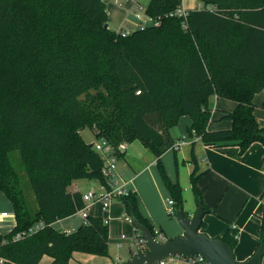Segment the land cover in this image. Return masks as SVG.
<instances>
[{"label":"trees","instance_id":"obj_1","mask_svg":"<svg viewBox=\"0 0 264 264\" xmlns=\"http://www.w3.org/2000/svg\"><path fill=\"white\" fill-rule=\"evenodd\" d=\"M199 1L203 8L178 17L172 13L182 0H150L146 14L159 25L123 35L109 28L104 0H0V191L16 217L15 227L0 233V264L109 256L103 218L90 216L70 233L53 226L85 206L73 182L105 183L103 159L83 139L85 128L116 150L137 140L151 150L176 215L184 211L183 190L168 178L161 157L174 145L172 130L183 116L192 121L189 135L208 147L238 145L244 154L264 144L253 103L264 91V0ZM211 96L236 103L221 118L229 129L209 131ZM16 151L35 210L11 158ZM191 178L206 211L200 176ZM120 201L136 227L155 234L135 191ZM21 233L26 236L16 239ZM221 239L233 249L237 244L229 232Z\"/></svg>","mask_w":264,"mask_h":264},{"label":"crops","instance_id":"obj_2","mask_svg":"<svg viewBox=\"0 0 264 264\" xmlns=\"http://www.w3.org/2000/svg\"><path fill=\"white\" fill-rule=\"evenodd\" d=\"M104 1L107 4L109 15L108 26L111 30L117 29H112L111 25H113V27L119 25L120 28H126H122L123 30L121 31L133 32L150 21L149 17H146V15L143 16L144 22L136 18L139 12V3L147 7L150 0H147L145 3L144 0H137L138 3L121 0L122 2L120 5L115 4V0ZM181 7L187 11H192L203 8V5L199 0H182ZM216 98L219 99L218 97ZM263 98L264 91L254 97L253 103L255 104V115L260 126L264 128V111H257L258 106L262 102L264 106ZM236 106V103L233 102L232 105L229 106L230 110H217L218 112L212 115V120L208 126L209 131L229 129L231 127V122L222 120L221 118L225 112L233 111ZM191 125V119L187 116H183L179 124L173 128L172 135L175 138L174 143L182 139L186 140L185 143L178 150L174 148L169 149L163 154L161 159L165 161L168 158V154L172 152L173 155L177 157L178 153L179 162H183V165L185 163L187 164L184 173L192 177L196 172V176H200L198 187L202 194L204 206L207 209L203 217L204 226L200 229V232L212 238H221L228 232L231 236L238 235L234 254L237 261H246L259 247L261 231L264 233V202L262 201L264 192V144L259 142L252 144L244 154L240 153V147L238 145L208 147L199 137L189 135ZM192 140L193 142H191ZM133 146L134 142L123 145L121 152L124 155L120 157V167L126 171L129 187L132 191L137 193L139 200V182L142 177L155 169L156 158L153 159L149 156V167L140 166L137 161H128L125 155ZM146 153L145 151V154ZM146 156H148V154H146ZM148 168H150V170ZM173 182L179 184V177L177 176L174 178ZM75 190L81 191L79 188H75ZM81 192L84 193L85 191ZM168 196H170L169 192ZM167 199L169 198H165L162 202L156 201V199L155 201H151L147 209L142 206L141 213L150 221L154 228L160 229L167 239L170 240L184 235L185 231L178 220L167 217ZM113 205L114 203L112 206ZM94 207L98 208L97 212L93 210ZM198 207L200 206L197 203V208ZM111 208L109 211L104 212L99 203H94L90 205L88 211L90 216L101 217L103 219L107 218L109 220L110 242L112 239H115L117 241V246L120 243L124 246L125 242H127L131 236L124 233L118 236L112 234L110 227L114 219V213ZM0 212L9 213L7 217H0V233L7 234L15 227L16 217L13 203L3 195L0 197ZM194 215L195 212L193 211H190L188 214V216ZM83 223V219L78 214H75L69 218L57 221L53 226L59 231L68 232L76 230ZM114 223L116 224L117 222L114 221ZM128 224L131 225L130 222ZM233 226H235V228ZM123 235H126L127 238L122 239ZM123 246L118 248L122 249ZM78 255L79 254L76 253L73 260H75ZM132 257L133 249L131 248L130 255L126 257L124 261H129ZM86 259L90 260L88 258ZM117 259L118 262H121L120 257ZM95 260L97 259H92L90 261ZM97 262L100 261L97 260ZM40 263L51 264L52 258L45 256ZM164 264L192 263L188 259L175 256L165 260Z\"/></svg>","mask_w":264,"mask_h":264},{"label":"rangeland","instance_id":"obj_3","mask_svg":"<svg viewBox=\"0 0 264 264\" xmlns=\"http://www.w3.org/2000/svg\"><path fill=\"white\" fill-rule=\"evenodd\" d=\"M146 1L147 0H144V3ZM143 6H145V5H143ZM111 26H112L111 27L112 29L117 28V29H113V31L115 30V32H118V33L121 32V30H123L125 28V27H122L123 28L122 29V28H120L119 25H115L114 27H113V25H111ZM259 94L260 93H257L255 96H257ZM263 100H264V98H263ZM233 102L234 101H232L230 99H226V98L217 99L216 96H211V98L209 99L208 107H209L210 111L212 112V115H215L218 112L217 110H230L229 106L232 105ZM259 110L264 111L263 102L258 106L257 111H259ZM176 129H178V128H176ZM81 134H82L83 139L87 143H95L97 141L96 136L94 135L93 131L90 128H85ZM191 142H193V140ZM145 151L147 152L146 154H148V156H146ZM149 156L153 159L156 158L154 153L151 150H149L148 148H146L142 144V142L136 141V142H134L133 148L131 147V149L128 150L127 154L125 155V158L130 162L137 161V163L140 166L147 167L148 165H150L149 164L150 163V157ZM11 158H12V161H13L15 168L20 173L22 184H23L24 191H25V195H26V198L29 202V205H30L32 210H35L36 209L35 196H34L32 188H31V185H30V183H29V181L25 175L23 163L21 161L19 152H17V151L13 152L11 155ZM161 161L164 165V168H165V171H166L168 178L172 182L174 181V178H176L177 176L179 177V185L183 190L182 191V198H183L184 212L187 214H189L190 211L191 212L193 211L196 213L198 211L199 207L197 208L198 202H197L194 190H193L192 178L190 175L188 176L187 174L184 173V170H185V167L187 166V164L185 163L183 165V162H181V161L179 162L178 153H177V157H175L173 155V152L168 154V158L165 161L163 159H161ZM119 165L121 166V161L119 162ZM148 169L150 170V168H148ZM155 169L151 170L152 172L147 173L146 174L147 176L145 175L146 177L145 176L142 177L140 182H139L140 197H139L138 206H139L140 211L142 210V206H144L147 209L149 203L151 201H155V199H156V201L162 202L163 200H165V198H171V194L167 190V188L164 184V181L162 180V178L160 176L157 165H156ZM153 172H154L156 177L154 176ZM98 184H99V182H97L95 180L83 179L82 181L73 182V184L70 188H71V190H73L75 188H79L81 191L86 192V191L90 190L91 188H95L96 186H98ZM166 191L169 192L170 196H168V192H166ZM2 195L5 196L6 198H8L4 192L0 191V197ZM111 209L114 213V219L111 222V227H110L112 230V234L114 236H118V235H121L124 233V234H128L129 236H131V238L127 242H125L122 249L118 248L117 241L115 239L114 240L112 239L110 242L109 256H95V255L86 254V253H78L79 255L76 257L75 260L72 261V264H124L125 262H127V261H124V260H126L125 258L130 255V249L131 248L134 249V242H135L134 241L135 240L134 227H135V225L133 223H131V225L128 224L129 222L125 219L124 215L129 216L130 218H132V216H130L129 214H127L124 211V204L122 201L114 202V205L112 206ZM93 210L95 212H97L98 208L94 207ZM166 215H167V217H169L171 219L177 220L176 215H173V216H169L168 214H166ZM122 216H123V218H122ZM114 221H116L117 223L115 224ZM137 248H138V250L140 249L139 247H137ZM118 257H120L121 262L120 261L118 262V259H117ZM86 258H88L90 260L97 259L100 262H97V260L90 261V260H87ZM42 263H40V264H42Z\"/></svg>","mask_w":264,"mask_h":264},{"label":"built area","instance_id":"obj_4","mask_svg":"<svg viewBox=\"0 0 264 264\" xmlns=\"http://www.w3.org/2000/svg\"><path fill=\"white\" fill-rule=\"evenodd\" d=\"M126 2H133L138 3L137 0H125ZM121 0H115L114 3L117 5L121 4ZM139 12L136 15V18L139 21L144 22L143 16L146 15V7L139 3ZM187 10L183 9L181 6L172 13V16H178V17H186L188 15ZM149 17V16H148ZM150 21L148 23L143 24L140 26V30H143L146 26H158L159 21L154 20L151 17H149ZM184 28L187 27L186 23H184ZM138 29V30H139ZM123 35L130 34V31H121ZM140 93V92H138ZM185 139L179 140L172 148L178 150L184 143ZM94 150L100 154V156L103 159L104 165L102 168V175L105 178V183H100L95 188H91L90 190L82 193V198L84 201V207L79 210L76 214H78L84 221V223H87L90 215H89V207L91 204L99 203L101 205V208L104 212L109 211L112 204L115 201H120V199L124 196H127L129 193L132 192L131 188L129 187V181L127 179V173L126 171L120 167L119 162L120 158L117 155V151H122L123 145H120L118 150H116L112 144H110L106 139L101 138L97 139V141L93 144ZM167 214L169 216L176 215L175 210V202L172 198L167 199ZM9 215L8 212H0V217H7ZM125 219L129 221L130 223H133V219L129 216L124 215ZM104 224H109V220L106 218L104 219ZM44 226L43 223H40L36 225L34 228L30 230V232H34L39 230ZM235 228V226H233ZM155 234L154 237L160 241L166 242L168 241L167 237L160 231L158 228H154ZM72 231H68L70 233ZM135 232V242H134V249H133V256H138L140 254H143L148 251L146 240L142 234V231L138 227H134ZM26 236V233L18 234L16 239H21ZM235 239H238V235L234 236ZM127 236L123 235L122 239H126ZM123 244H118V247H122ZM136 246V247H135ZM139 247L140 249L138 250ZM191 261L192 264H207L206 260L202 257L196 258V259H188ZM157 263L164 264L165 260H161Z\"/></svg>","mask_w":264,"mask_h":264},{"label":"water","instance_id":"obj_5","mask_svg":"<svg viewBox=\"0 0 264 264\" xmlns=\"http://www.w3.org/2000/svg\"><path fill=\"white\" fill-rule=\"evenodd\" d=\"M205 213L203 206L198 208L194 216H187L184 211H179L176 217L185 233L166 242L156 239L151 230L139 226L148 251L133 256L124 264H157L175 256L185 259L202 257L207 264H263V246H259L248 260L239 262L236 260L234 249L228 243L221 238H212L200 232Z\"/></svg>","mask_w":264,"mask_h":264}]
</instances>
